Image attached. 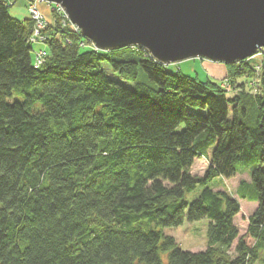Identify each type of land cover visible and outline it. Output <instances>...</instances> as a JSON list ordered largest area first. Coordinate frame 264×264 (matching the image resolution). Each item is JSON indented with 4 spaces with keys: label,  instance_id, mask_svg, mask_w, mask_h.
<instances>
[{
    "label": "trees",
    "instance_id": "trees-1",
    "mask_svg": "<svg viewBox=\"0 0 264 264\" xmlns=\"http://www.w3.org/2000/svg\"><path fill=\"white\" fill-rule=\"evenodd\" d=\"M10 6L0 0V264H264V59L255 94L237 82L252 63H226L228 97L138 45L94 48L59 14L35 67L32 21ZM102 62L124 80L139 64L155 86L127 87ZM241 172L236 197L208 185ZM185 218L208 219L204 249L164 233Z\"/></svg>",
    "mask_w": 264,
    "mask_h": 264
},
{
    "label": "water",
    "instance_id": "water-1",
    "mask_svg": "<svg viewBox=\"0 0 264 264\" xmlns=\"http://www.w3.org/2000/svg\"><path fill=\"white\" fill-rule=\"evenodd\" d=\"M102 51L138 45L159 63H233L264 47V0H46Z\"/></svg>",
    "mask_w": 264,
    "mask_h": 264
},
{
    "label": "rangeland",
    "instance_id": "rangeland-1",
    "mask_svg": "<svg viewBox=\"0 0 264 264\" xmlns=\"http://www.w3.org/2000/svg\"><path fill=\"white\" fill-rule=\"evenodd\" d=\"M32 3V2H31ZM36 8L37 13L39 14L40 20L42 22H36V29L42 27L44 33L48 31V28L51 23L55 21L56 15H59L57 12L60 11L61 13L66 14L64 8L57 3L47 2L44 1H36L34 4H30V0H14V2L9 7L10 13L13 15H17L18 18H23L28 13V6ZM61 8V9H60ZM30 15V14H29ZM28 17L31 19V17ZM67 16V14H66ZM68 17V16H67ZM67 20L70 21L69 18ZM71 22V21H70ZM33 23V22H32ZM72 23V22H71ZM42 25V26H41ZM72 26L75 24H71ZM74 27V26H73ZM33 28V26H32ZM41 46L40 44H33L32 45V55L33 49ZM263 48V49H262ZM260 49V50H259ZM257 50V52L251 56L247 57L245 61H250L252 63V68L254 75L248 76L247 74H243L237 78V82L244 83V90L248 93L255 94L257 91V82L259 80V71L263 65L264 59V47H261ZM102 68L104 69L105 73L113 80L127 86L130 88H136V86H155L153 82L148 79L147 74L144 72L142 67L138 64V75L135 80H124L122 79L118 73L112 70V67L108 62H102ZM165 68L169 72H177L180 71L185 75H189L192 77H197L200 80H205L207 78L219 82V84L229 92L228 97H231L235 94L238 89L234 88L228 83V67L227 64L224 62L219 61H212L206 58H188L183 59L178 62L169 63L165 65ZM237 83V84H238ZM211 150V149H210ZM205 162L204 161H197L194 165V170L196 172H201L204 169ZM264 169V164L262 165ZM235 179L227 178L223 180L221 177H215L208 185L209 187H214L216 189H221L227 191L231 196L236 197V188L240 180H248L250 175L247 172H241L237 175ZM203 189V186L199 185L196 187L195 190L186 193V200L191 202ZM241 205H246V200H242L238 198ZM251 206V205H250ZM240 223V221H239ZM207 218H201L194 221H188L186 218L182 222V224L178 226H169L164 227L163 231L165 234L171 235L175 238L178 246L183 250H202L207 245Z\"/></svg>",
    "mask_w": 264,
    "mask_h": 264
},
{
    "label": "built area",
    "instance_id": "built-area-1",
    "mask_svg": "<svg viewBox=\"0 0 264 264\" xmlns=\"http://www.w3.org/2000/svg\"><path fill=\"white\" fill-rule=\"evenodd\" d=\"M3 1L8 3V4H12L14 2V0H3ZM36 1L42 2L44 0H30V4H34V3H36ZM57 12L60 15H62L64 18H66V19L68 18L66 16V14L61 13L58 10H57ZM28 13L30 14V15L29 14L28 15L31 17V21L33 22L32 23L33 28H32L31 34L29 36V43L31 45H33V44H40L41 45V46L33 49V64L35 67H38L44 63V61L46 60L47 55H48V49H47V45H46L47 34L44 33L42 27H39V29H36V27H35L36 22L41 21L39 14L37 13L36 8L32 7V5L28 6ZM43 24H46V23L42 22V25ZM73 26L75 29H79L76 25H73ZM94 48H96V47L94 46Z\"/></svg>",
    "mask_w": 264,
    "mask_h": 264
},
{
    "label": "crops",
    "instance_id": "crops-1",
    "mask_svg": "<svg viewBox=\"0 0 264 264\" xmlns=\"http://www.w3.org/2000/svg\"><path fill=\"white\" fill-rule=\"evenodd\" d=\"M14 15V14H13ZM14 16H17V15H14ZM28 16V14L26 15V16H24L23 18H25V17H27ZM223 180H225V179H223ZM246 182L248 181L249 182V179L248 180H245ZM238 185H239V183H238ZM238 187V186H237ZM236 190H237V188H236Z\"/></svg>",
    "mask_w": 264,
    "mask_h": 264
},
{
    "label": "bare ground",
    "instance_id": "bare-ground-1",
    "mask_svg": "<svg viewBox=\"0 0 264 264\" xmlns=\"http://www.w3.org/2000/svg\"><path fill=\"white\" fill-rule=\"evenodd\" d=\"M32 26H33V24H32Z\"/></svg>",
    "mask_w": 264,
    "mask_h": 264
}]
</instances>
